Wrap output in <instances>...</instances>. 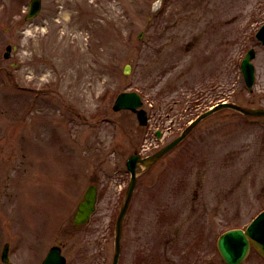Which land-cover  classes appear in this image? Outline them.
<instances>
[{
  "label": "rangeland",
  "instance_id": "1",
  "mask_svg": "<svg viewBox=\"0 0 264 264\" xmlns=\"http://www.w3.org/2000/svg\"><path fill=\"white\" fill-rule=\"evenodd\" d=\"M41 1L25 21L30 0H0V264L6 243L9 264H41L56 245L68 264H113L128 158L222 102L264 110V0ZM250 49L252 91L240 68ZM129 91L146 127L113 110ZM92 185L96 213L77 227ZM263 209L264 118L223 109L139 167L118 264H225L218 237ZM242 264L264 261L252 251Z\"/></svg>",
  "mask_w": 264,
  "mask_h": 264
},
{
  "label": "water",
  "instance_id": "2",
  "mask_svg": "<svg viewBox=\"0 0 264 264\" xmlns=\"http://www.w3.org/2000/svg\"><path fill=\"white\" fill-rule=\"evenodd\" d=\"M42 7L41 0H31L30 11L27 15V19L36 17ZM257 39L264 44V25L261 27L256 35ZM12 47H7L5 58L10 57ZM256 56L255 50L251 49L242 61V71L244 74L245 82L250 91H252L255 82V68L252 64V59ZM131 71L130 66H126L124 73L129 74ZM143 106L142 97L137 92H125L121 93L113 106L114 111L130 110L137 115L138 122L141 126L148 124V117L145 110L141 109ZM233 109L244 115L264 117L263 109L246 108L234 103H221L215 106L213 109L200 115L191 125H189L179 138L174 142L155 153L154 155L142 158L139 154H135L129 157L126 162L128 171L131 173V181L127 190L125 202L121 208L120 214L116 224V237H115V254L113 264H118L121 254V239L122 228L124 219L130 205L134 190L136 188L138 167L140 165L145 168H149L158 159L166 155L172 149H174L180 142H182L191 130L204 118L213 114L216 111L222 109ZM158 135H160L158 133ZM96 186L92 185L88 188L84 195V200L78 206L77 213L75 215L74 224L78 227L87 223L90 216L95 211L96 205ZM250 244H253L257 252L264 258V212H262L247 228L246 231L231 230L223 234L218 241V249L226 264H240L247 257L250 251ZM2 260L4 263H9V244H6L2 254ZM42 264H66V258L62 255L61 248L55 246L51 248L47 257Z\"/></svg>",
  "mask_w": 264,
  "mask_h": 264
}]
</instances>
